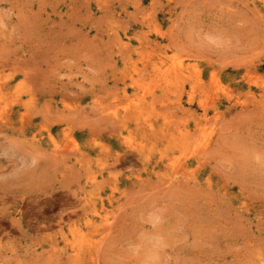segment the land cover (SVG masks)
Instances as JSON below:
<instances>
[{
  "label": "rangeland",
  "instance_id": "374dc122",
  "mask_svg": "<svg viewBox=\"0 0 264 264\" xmlns=\"http://www.w3.org/2000/svg\"><path fill=\"white\" fill-rule=\"evenodd\" d=\"M0 264H264V0H0Z\"/></svg>",
  "mask_w": 264,
  "mask_h": 264
}]
</instances>
